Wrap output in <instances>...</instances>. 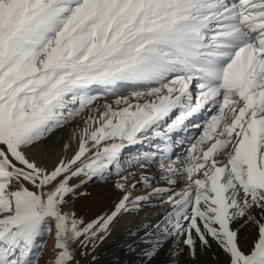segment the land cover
Returning a JSON list of instances; mask_svg holds the SVG:
<instances>
[{"label": "snow or ice", "instance_id": "obj_1", "mask_svg": "<svg viewBox=\"0 0 264 264\" xmlns=\"http://www.w3.org/2000/svg\"><path fill=\"white\" fill-rule=\"evenodd\" d=\"M145 205L143 264H264V0H0V264H96Z\"/></svg>", "mask_w": 264, "mask_h": 264}, {"label": "bare ground", "instance_id": "obj_2", "mask_svg": "<svg viewBox=\"0 0 264 264\" xmlns=\"http://www.w3.org/2000/svg\"><path fill=\"white\" fill-rule=\"evenodd\" d=\"M130 86L125 85L123 87V91L126 93L127 91H130ZM198 130L196 129H190L189 132L191 135H195V133ZM147 146H137L134 149H131V151H143ZM153 171V174L155 175V171ZM158 183V182H157ZM159 184V183H158ZM87 189V188H85ZM99 189V199L93 200V203H91L89 206H91L90 213L92 214L91 217L95 216L93 215V209L96 210H107L111 207L112 203L114 202L115 198H111L109 204L105 206V200L107 198V193L110 194V186L103 187L102 185L98 188ZM93 195V194H92ZM111 195V194H110ZM95 196V195H94ZM88 200V199H87ZM85 198H82L81 202L87 201ZM97 200V201H96ZM91 202V201H90ZM101 202V205H98L97 203ZM80 202L78 201L76 205H79ZM82 204V203H81ZM75 205V204H74ZM105 206V207H104ZM74 206H71L66 211H71V208ZM166 207V206H164ZM98 210V211H99ZM163 210V209H162ZM161 210V211H162ZM94 211V212H95ZM101 211V210H100ZM160 211V212H161ZM155 212L156 209L151 208V206L145 205L142 209V211L139 214H134L140 222H134L133 225H131L128 229L120 230L119 232L113 233V229L115 227L121 226V224L117 225L118 222L113 226L111 230V235L107 238L106 243L101 248L100 252L97 253V260H104L105 264H122L123 261L126 262V264H143V256L142 251L145 247H147V242L141 243V236H142V230L138 229V226L149 220L155 218ZM153 214V216H152ZM149 216H152L149 218ZM117 225V226H116ZM233 227L238 230V232L244 237L247 238L248 233L250 229L246 224H244L242 221H237ZM129 245H132L133 250H129ZM169 252L165 251L164 254H162L161 261L158 264H174L175 261L169 260ZM132 255V257H130ZM92 260V258L90 259ZM160 260V259H159ZM101 262V261H100ZM98 263V262H97ZM157 263V262H156ZM179 264H192V258L190 256L184 255L180 257V263ZM198 264H223V254L220 252L219 249H217L215 246H213L212 249L202 252L198 261Z\"/></svg>", "mask_w": 264, "mask_h": 264}, {"label": "rangeland", "instance_id": "obj_3", "mask_svg": "<svg viewBox=\"0 0 264 264\" xmlns=\"http://www.w3.org/2000/svg\"><path fill=\"white\" fill-rule=\"evenodd\" d=\"M158 183L159 184H161L162 183V181H158ZM103 186V187H108V186H110V194H108L107 193V198H106V200H105V206H107L108 204H109V202L107 203V201H110L111 200V198H116V196L118 195V193H116V192H114L112 189H111V184H107V185H104V184H101V183H96V184H89L87 187H85V188H87V189H85V188H82L81 189V191L82 192H85V193H87L88 195L87 196H79L78 195V198H75L74 200H72L71 202H70V205H69V207L68 208H70L71 206H74L73 208H71V211H76L77 212V214L78 215H82V216H85V217H91V213H90V211L89 210H91V206H89L91 203H93V200H95L97 197V199H99V187L100 186ZM150 191V189H147V188H143V187H138L136 190H134L133 192H132V195H133V197H135V196H139V195H145V194H147V192H149ZM93 194V195H92ZM95 195V196H94ZM91 197H93V200H92V198ZM96 197V198H95ZM82 198H85L87 201L86 202H81L80 200L82 199ZM80 202V204L79 205H76L77 204V202ZM91 201V202H90ZM97 201V200H96ZM82 203V204H81ZM106 203H107V205H106ZM75 204V205H74ZM98 205H101V202H99V203H97ZM104 206V207H105ZM166 206V205H165ZM163 207L164 206H155V205H153V206H151V208H153V209H156V212H155V214L156 213H158V212H160L162 209H163ZM67 208V209H68ZM66 209V210H67ZM99 210V209H98ZM98 210H96L95 211V208L93 209V215L94 214H96V213H99L100 212V210H102V209H100L99 211ZM95 211V212H94ZM154 214V215H155ZM152 216H153V214H152ZM152 216H149V218H151ZM134 222H140V220L133 214V215H128V216H124L123 218H121L120 220H119V222H118V224L117 225H119V224H121V226H119V227H115V229H113V232H112V234L113 233H116V232H119L120 230H124V229H128L131 225H133L134 224ZM116 225V226H117ZM107 240V239H106ZM106 240L102 243V244H100L99 245V247L96 249V256H97V253H99L100 252V250H101V248L103 247V245L106 243ZM52 243H53V241H52V238L51 237H49L48 238V248H51L52 247ZM162 256V255H161ZM160 256V257H161ZM130 257H132V255H130ZM159 257V259H158V261H157V263L156 264H158L160 261H161V258ZM92 257L91 256H88L87 258H85L84 259V261H83V264H90V259H91ZM45 259H47V256H45ZM101 261V262H100ZM96 260V264H105V262H103L104 260ZM98 262V263H97ZM180 263V262H179ZM42 264H43V262H42ZM122 264H126V262L125 261H123L122 262ZM174 264H176V263H174Z\"/></svg>", "mask_w": 264, "mask_h": 264}]
</instances>
